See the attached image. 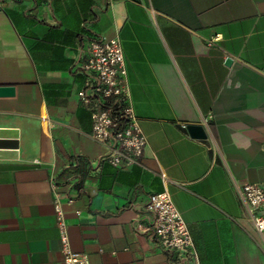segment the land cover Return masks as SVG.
I'll use <instances>...</instances> for the list:
<instances>
[{"label": "crops", "instance_id": "0c3cea01", "mask_svg": "<svg viewBox=\"0 0 264 264\" xmlns=\"http://www.w3.org/2000/svg\"><path fill=\"white\" fill-rule=\"evenodd\" d=\"M0 6V85L16 87L0 96V264H65L58 202L68 245L89 264H264V236L238 192L264 186V0ZM98 36L124 48L148 140L133 166L101 160L107 147L78 95L81 48ZM165 190L189 251L165 250L150 230L145 206Z\"/></svg>", "mask_w": 264, "mask_h": 264}, {"label": "built area", "instance_id": "2783aa9c", "mask_svg": "<svg viewBox=\"0 0 264 264\" xmlns=\"http://www.w3.org/2000/svg\"><path fill=\"white\" fill-rule=\"evenodd\" d=\"M81 56L84 59L81 72L85 81L78 95L92 114L91 137L107 147L101 160L119 167L139 164L148 140L129 103L128 68L121 38L93 37L82 46ZM187 126L183 124L184 128ZM162 176L165 178L164 173ZM238 192L250 220L264 236V186L246 182L239 186ZM145 208L150 213V230L160 246L165 250L180 252L193 248L189 226L167 190L152 194ZM56 209L62 231L65 264H89L85 254L69 247L59 202Z\"/></svg>", "mask_w": 264, "mask_h": 264}, {"label": "water", "instance_id": "95a60500", "mask_svg": "<svg viewBox=\"0 0 264 264\" xmlns=\"http://www.w3.org/2000/svg\"><path fill=\"white\" fill-rule=\"evenodd\" d=\"M231 59L227 58V62H230ZM16 92V87L13 84H1L0 85V96H11ZM188 131L191 136L195 138H206L207 132L205 127L202 124H189L187 126Z\"/></svg>", "mask_w": 264, "mask_h": 264}]
</instances>
